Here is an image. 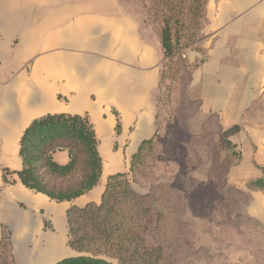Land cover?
Instances as JSON below:
<instances>
[{
  "label": "crops",
  "instance_id": "crops-1",
  "mask_svg": "<svg viewBox=\"0 0 264 264\" xmlns=\"http://www.w3.org/2000/svg\"><path fill=\"white\" fill-rule=\"evenodd\" d=\"M147 16L137 0H0V243L9 241L18 264L78 255L68 209L99 204L108 177L128 172L158 131L165 54ZM206 19V58L192 73L189 97L202 122L235 129L229 139L242 148L248 176H261L264 0H208ZM200 55L190 50L186 58ZM49 112L89 115L99 139L100 183L72 201L27 187L17 173V181L4 180L6 169L22 168L24 131ZM54 159L67 163L70 153L57 150ZM256 192L264 206V191Z\"/></svg>",
  "mask_w": 264,
  "mask_h": 264
},
{
  "label": "rangeland",
  "instance_id": "rangeland-1",
  "mask_svg": "<svg viewBox=\"0 0 264 264\" xmlns=\"http://www.w3.org/2000/svg\"><path fill=\"white\" fill-rule=\"evenodd\" d=\"M191 1L183 2L181 44L163 63L157 138L128 176L150 221L145 243L154 264H264V206L256 192L264 190L248 186L260 176H248L242 148L228 139L235 129L219 131L214 119L202 122L198 100L189 97L192 74L183 61L190 50L205 60L208 36L207 2L201 18L189 9ZM180 2L137 0L159 31L166 15L181 10Z\"/></svg>",
  "mask_w": 264,
  "mask_h": 264
},
{
  "label": "trees",
  "instance_id": "trees-1",
  "mask_svg": "<svg viewBox=\"0 0 264 264\" xmlns=\"http://www.w3.org/2000/svg\"><path fill=\"white\" fill-rule=\"evenodd\" d=\"M183 2L181 0V10L177 14L164 17V25L159 31L164 61L175 57L184 36L181 31L185 26ZM206 2L191 1L189 9H193L195 17L203 18ZM194 35L195 31L188 36L186 46ZM203 61L190 62L186 59L183 64L186 62L187 66L183 67H187L192 74ZM164 66L162 64L160 89ZM158 132L159 128L153 137L141 143L133 155L129 171L133 170L143 151L156 140ZM20 144L22 168L17 172L6 169V182L17 181L11 177L17 173L27 187L58 202L72 201L100 183L103 158L96 129L87 114L49 112L37 117L24 131ZM65 149L70 153V160L62 164L54 159V153ZM129 171L108 177L99 204L90 203L82 208L73 206L68 209L69 243L79 254L64 257L53 264H154V253L146 246L144 239L150 229V221L144 217L142 197L129 185ZM262 172L260 177L248 182L249 187L264 190V167ZM0 264H18L7 239L0 243Z\"/></svg>",
  "mask_w": 264,
  "mask_h": 264
}]
</instances>
